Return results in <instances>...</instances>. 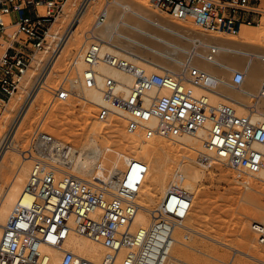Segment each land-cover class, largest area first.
I'll use <instances>...</instances> for the list:
<instances>
[{
	"label": "built area",
	"instance_id": "1",
	"mask_svg": "<svg viewBox=\"0 0 264 264\" xmlns=\"http://www.w3.org/2000/svg\"><path fill=\"white\" fill-rule=\"evenodd\" d=\"M66 1L0 0V118L6 103L17 94L22 96L20 110L53 60L64 34L52 35L51 28ZM149 3L175 20L190 19L210 34H234L241 26L258 24L264 16V0ZM90 34L80 82L101 95L103 104L96 106L98 121L123 118L127 132H140L144 141L154 137L174 141L204 133L205 150L221 164L246 175L264 173V123L253 121V107L248 115L238 116L229 105H212L187 88L186 72L200 79L195 69L186 66L179 75H148L114 52L102 53L104 42ZM99 65L129 77L132 84L102 75ZM243 79L236 72L231 84L238 87ZM50 95L54 103L66 101L73 93L61 83ZM71 153L68 145L56 144L48 134L38 129L32 132L29 154H33V166L3 229L0 264H53L44 248L60 253L58 264H94L63 249L73 232L106 250L98 264H114L121 250V264H165L173 230L191 208V194L171 186L150 212L149 225L132 231L136 195L146 173L143 164L129 160L118 171L107 173L105 180L87 183L58 171L57 166L69 161ZM251 230L263 243L264 225H253Z\"/></svg>",
	"mask_w": 264,
	"mask_h": 264
},
{
	"label": "bare ground",
	"instance_id": "2",
	"mask_svg": "<svg viewBox=\"0 0 264 264\" xmlns=\"http://www.w3.org/2000/svg\"><path fill=\"white\" fill-rule=\"evenodd\" d=\"M109 1L110 2H105L102 12L98 17L95 16L96 20L92 24V19L94 17L92 18L91 16L96 14L98 9L100 10V8H102V1L84 0L81 7L74 14L69 27L62 36L58 51L56 52L53 60L48 64L44 74L38 82L36 89L29 99L22 105L16 117L9 124V129L0 140V167L5 168V164L9 162L12 165L10 170L15 171V178L12 188L8 192L2 193L0 197V238L3 229L13 211V207L20 196L23 195V189L25 185L22 188V184L24 179L28 173H30L28 166L23 165L17 167V161L14 157H12V159H8L6 157L8 151L14 152L16 148H19V146L16 145L11 147L12 140H14V136L26 119L33 114V109H36V106L34 105L36 100L39 97L47 98L46 94L49 93L50 87L56 85V81L58 82V80L61 79L60 77L64 70L58 68V64L62 59L65 49L67 48V44H69L70 41H79L78 39H80L82 35H85L89 31H92L91 38L96 37L104 42L101 51L102 53L111 54L114 52L120 58L141 67L148 75L162 74L164 72L171 75H179L186 66L195 69L199 74V80L189 77L188 72L185 73V76L187 77L186 84H188L187 88L194 96L205 98L212 105H229L233 107L238 116L248 115L250 112L249 108L253 107L255 112L253 121L257 123H264V55L261 54L262 51L259 49L252 48L254 47L253 43L260 40V32V34L254 32L253 29L249 28L251 26L247 27V25H244L241 26L243 28L240 31L239 36L236 38L232 37L221 39L220 36L208 37L206 35H202L203 33L198 34L184 30L173 22H169L161 18L160 16L162 15H153L148 11L146 12V10L142 12L132 10L131 7L121 4L119 0ZM112 7H119L122 10V15L117 20L112 19ZM67 8L68 5H66V10ZM125 16H131L133 18L126 20L124 18ZM171 19L177 22L189 23L197 27L199 30H202L190 19L181 21L175 20L173 18ZM263 19L264 16L258 24H260ZM90 24L92 25L91 29L89 27ZM123 31L125 33L128 32L127 34L129 35H123ZM119 39L125 40L126 44L123 47L117 46ZM88 43L89 42L86 41L85 44ZM234 43L246 45V49L244 47V49H241V46L238 44L236 48ZM81 67L85 69L84 63L81 64ZM97 70H99V72L104 76L113 78L127 85L132 84L129 77L115 71L110 67L99 65ZM237 70H241V73L244 75V79L240 86L245 85V87L243 86L244 89L242 87V90H238V93H234L232 92V90H234L232 87L235 86L229 84V80L225 81L226 78L223 76L224 71H226V75L228 76V74L234 75ZM68 81L71 84L72 90H75L77 99H79L82 103L91 104L95 108L97 105L103 104V100L99 91L84 87L80 82V75H77V79H68ZM78 82H80L81 86H78ZM17 96H19V94H17L15 97ZM16 100H20V97H18ZM63 102L66 103L65 101ZM63 102L61 103L63 104ZM61 103H58L59 105L57 104L56 108L59 107L60 109L64 105ZM62 109H65L64 106ZM113 119L121 121L124 125V131L127 134H130V143L133 147V154L131 156H124L118 152H115V150H111L109 147L99 149L95 141L93 139H89L87 142L79 145L80 147H78V149H73L68 145L72 151L71 157L69 161L62 162V165L57 166V169L60 173H68L69 175H72L70 173L72 171L77 175L72 176L77 177L78 179L87 183H94L95 180L98 181V179L105 180L107 177L101 173L103 168L102 165L99 164H103L105 161L104 155L108 152H111L115 155V158L113 157L115 160H112L114 168L113 170L118 171V161L122 159L124 164L129 160H136L143 164L144 167L146 166L145 168L150 167L154 173L158 171L156 175H158V173L159 175L155 176L154 179L151 180L149 190L143 192V189L147 185V182L145 181L149 180L144 179L139 192L136 195V197L142 196L144 204L138 205V209L130 225V229L132 231L138 228H146L149 225L150 212L159 206L160 201L163 199L168 188L175 186L186 191L190 189L192 190L193 188L187 179L180 180L172 178L170 174V176L166 175L167 170L162 171L163 173H161L163 168H156L157 159L159 157H162L163 155H166L167 152H172L174 150H176V153L179 154L181 150L177 149V145L186 143V147L191 153L185 158L188 161H193L195 156L199 155V157L209 159L213 163L217 162L218 164H221L213 157V155L205 150L204 141L206 135L204 133H200L195 137L179 136L174 141L166 140L169 141L167 143L163 141L164 139H160L158 137L144 141L140 132H127L123 118L112 117L107 122H100L98 119L97 121L107 125L110 124ZM201 137H203L202 142L200 139H196ZM53 140L56 144L60 143L55 139ZM182 157L183 156L180 155L175 160V168L177 166L181 167ZM26 159L27 158L24 157L22 158V160ZM69 162L70 164H68ZM103 165H105V163ZM227 168L230 169L229 167ZM236 173L239 175H246L239 172ZM246 176L253 178L256 177V179H258L262 185H264L263 172H260L256 175ZM58 177H60V175H58ZM0 180H2V174H0ZM253 181L254 180H247L245 184L252 186ZM250 217L251 213L248 212L241 219H239L236 224V230L239 232V238L241 239L240 245L238 244L240 247L239 250L235 252L234 257L228 261L229 263L227 262V264H243L244 260L239 259L240 257H252V259L258 263L264 264V248L257 247L255 245L253 237L250 236L247 230L246 222ZM260 222V219H254L251 226L262 225ZM192 231H194V227L192 224L188 223V220L185 219L182 221L179 227H176L173 230V241L168 250V257L165 264L193 263L191 258V263L188 260L190 257L188 250H191L192 248L188 243L189 241H187V233ZM253 234L256 236L254 232ZM256 239L257 243L259 245H263L264 247V242L259 243L257 236ZM63 249L72 251L78 257L86 259L94 264H98L106 253V250L99 243H95L89 238L78 235L74 232L70 233L67 237L63 244ZM199 250L200 249L196 250V248L192 249L196 255L199 254L200 257L203 255L207 258L205 261L206 264H218L221 262L220 259L217 258L218 255L216 256V251H214L213 248H207V250H210V253L209 251L206 253L207 250L206 252L204 251L205 253H202V250ZM43 251L52 257L53 264H58L60 253L45 248ZM123 255L124 252L121 250L118 253L114 264H121ZM236 255H239L240 257L236 258Z\"/></svg>",
	"mask_w": 264,
	"mask_h": 264
},
{
	"label": "rangeland",
	"instance_id": "3",
	"mask_svg": "<svg viewBox=\"0 0 264 264\" xmlns=\"http://www.w3.org/2000/svg\"><path fill=\"white\" fill-rule=\"evenodd\" d=\"M101 1L102 8H100V10L98 9L96 14L91 16L92 18L94 17L93 19L90 17L92 19V24L96 20L95 16L98 17L102 12L105 2H110L109 0ZM83 2L84 0H67L65 2V7L63 6L60 17L54 22L52 26V35H61L65 33L70 22H72L74 14L81 7ZM119 2H121V4L124 6L131 7V9L135 11L142 12L146 10V12L148 11L153 15H162L160 16L161 18L166 21L173 22L184 30L198 34L203 33L202 35H206L208 37L220 36L221 39L232 37L236 38L239 36L240 31L243 28L241 27L236 33L230 35L208 34L202 30H199L194 25L185 22L174 21L167 15L158 12L150 5L149 0H119ZM66 5H68L67 10ZM121 12L122 10L119 7H112V19H119L122 15ZM124 18L128 20L129 18L133 17L125 16ZM263 26L264 19L260 24H254L249 27L253 29L254 32L261 33H259L260 40L253 43L254 47L252 48H257L262 51V55H264ZM89 27L91 29L92 25L90 24ZM88 33H91V37L92 31H89L85 35H82V37L78 39L79 41H70L69 44H67V48L62 55L60 63L58 64V68L64 70L60 77L61 79L58 80V82L56 81V85L50 87V90L52 91L62 83L64 87L70 88L73 96L69 97L65 101L66 103L63 102L64 105L58 101L51 103V91L46 94L47 98L39 97L34 104L36 109H33V114L26 119L14 136L11 147L16 145L19 146V148H16L14 152L8 151L6 157L8 159H12V157H14L17 161V167L23 165L28 166L30 172V169L33 165V154H29L30 137L32 132L36 129H38L40 132L48 134L51 136V138L59 141L60 143L69 145L73 149H78V147H80L79 145L87 142L89 139H93L99 149L109 147L111 150H115V152H118L124 156H131L133 154V147L129 138L130 134H127L124 131L123 123L117 119H113L110 124L107 125L99 123L96 118L97 109L93 105L82 103L79 99H77V94L75 90H72L71 84L68 81V79H77V75H81V73L84 71V69L81 67V64L83 63V51L89 44H85L86 41L89 42V40H86L89 39L87 38ZM127 33L128 32L125 33L123 31L122 34L126 35ZM125 44V40L122 39H119L117 42L118 47H123ZM237 44L241 46V49H246V45L242 44V46L241 43H234L236 48ZM237 72L241 73V70H237ZM229 75L230 74L227 76L226 71H224L223 77L226 78V80H224H229L228 83L231 84L230 80L232 79L233 75H230L231 77ZM78 84V86H81L80 82H78ZM243 86L245 87V85L232 87V89H234L232 92L238 93L240 90H242L241 88ZM18 97H20V100H16ZM21 101L22 96L19 94V96L6 103L5 112L0 118V140L9 129V124L11 121L16 117V113L21 105ZM58 103H61L65 109H62L63 106L60 109L59 107L56 108ZM203 137L196 139H200L202 142ZM163 141L166 143L169 142L166 140ZM177 149L181 150L179 154H177V151L174 150L172 152H167L166 155H163L162 157H159L157 159L156 168H163L161 173H163L162 171L167 170L168 174L166 173V175L170 174L172 178L180 180L187 179L194 188H192V190H187L192 195L193 200L189 214L185 218V220H188V223L192 224L194 227V231L187 233V241H189L188 243L191 245L190 247L192 249L196 248V250L200 249L199 251L202 250V253H205L207 248L211 247L214 249V251H216V256L218 255L217 258L221 261L218 264H227V262L234 257L235 252L239 250L240 247L238 244L240 245L241 239L239 238V232L236 230V224L239 219H241L246 213L250 212L251 217L248 218L246 222L247 230L250 236L253 237L255 245L257 247L264 248L263 245H259L257 243L256 236L251 231V225L253 224L254 219H260V224L264 225V185H262V183L256 179V177L253 178L246 175H239L236 172L228 169L225 165L218 164L217 162L213 163L209 159L199 157V155H196L193 161H188L185 158L191 153L188 151L186 143L178 144ZM180 155L183 156L181 167L177 166L175 168V160ZM23 157L27 159L22 160ZM104 157L105 161H102H104L103 164L105 163V165H99H102L103 168L101 173L107 177V173L114 171L112 160H115V155L111 152H108L104 155ZM124 165L125 164L122 162V159L119 160L117 169L119 170L123 168ZM11 167L12 165L9 162L5 164V168L0 167V174H2V180H0V197L2 193L8 192L13 186L15 171L10 170ZM146 169L148 170H146L144 179L149 180L145 181L147 182V185L143 189V192L149 190L151 180L154 179L155 176L159 175V173L156 175L158 171L154 173L150 167ZM70 173L77 176L72 171ZM28 175L24 179L22 188L27 181ZM247 180H254L253 185H246L245 182ZM136 203L137 205L144 204L142 196L136 197ZM192 249L188 250L190 256L188 260L190 263L192 260V264H206L205 261L207 258L203 255L201 256L204 258L200 257L199 254L196 255ZM208 251L210 253V250H207L206 253H208ZM239 257V255H236V258ZM239 259L244 260L243 264H260L252 259V257H240Z\"/></svg>",
	"mask_w": 264,
	"mask_h": 264
}]
</instances>
